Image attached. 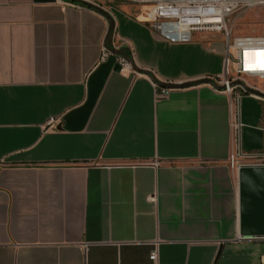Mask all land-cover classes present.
I'll return each instance as SVG.
<instances>
[{"label":"crops","instance_id":"obj_1","mask_svg":"<svg viewBox=\"0 0 264 264\" xmlns=\"http://www.w3.org/2000/svg\"><path fill=\"white\" fill-rule=\"evenodd\" d=\"M131 10L116 20L137 66L161 81L222 72L221 41H164ZM109 24L0 0V264H263L264 239L239 238L230 96L202 82L158 98L102 58Z\"/></svg>","mask_w":264,"mask_h":264},{"label":"built area","instance_id":"obj_2","mask_svg":"<svg viewBox=\"0 0 264 264\" xmlns=\"http://www.w3.org/2000/svg\"><path fill=\"white\" fill-rule=\"evenodd\" d=\"M63 5L87 8L80 3L59 0ZM100 7L110 20L113 28L109 31L102 49V58L113 52L111 49L124 50L129 40L120 36L116 20V8L120 4L132 7L130 15L138 22L145 24L162 40L170 43H189L195 34H200L207 42L211 36L222 37L223 69L222 72L205 77L211 78L219 89L230 96L233 106L232 137L234 150L230 156V166L238 170L243 166H264V146L259 150H246L243 147V123L241 120V104L245 96L258 100L264 107V89L260 83L264 82V34L236 35L233 32L232 19L251 9L264 6V0H84ZM123 72L145 75L137 72L130 61L117 55ZM150 80L158 89V98H166L173 90L159 86L157 72L151 68ZM167 82H176L165 80ZM260 91L263 95L254 91ZM50 119V124L54 123ZM155 249L150 258L157 260ZM264 264V253L261 256Z\"/></svg>","mask_w":264,"mask_h":264},{"label":"water","instance_id":"obj_3","mask_svg":"<svg viewBox=\"0 0 264 264\" xmlns=\"http://www.w3.org/2000/svg\"><path fill=\"white\" fill-rule=\"evenodd\" d=\"M80 3L87 8L106 14L100 7L84 0H65ZM113 28V20L109 31ZM109 32L107 33L108 36ZM116 55L126 57L132 67L139 73L152 76L149 70L137 66L132 57L124 50L111 49ZM161 87L180 89L202 82L211 84L217 89H223L211 78L204 77L196 80L167 82L155 80ZM263 95L260 91H254ZM241 120L243 123V147L246 150H259L264 146V107L253 97L245 96L241 104ZM239 182V238L264 239V166H243L238 170Z\"/></svg>","mask_w":264,"mask_h":264},{"label":"rangeland","instance_id":"obj_4","mask_svg":"<svg viewBox=\"0 0 264 264\" xmlns=\"http://www.w3.org/2000/svg\"><path fill=\"white\" fill-rule=\"evenodd\" d=\"M232 22L233 32L236 35H262L264 34V6L251 9L240 15H235ZM211 39L223 43L220 35L215 37L211 36ZM259 85L264 89V82H261Z\"/></svg>","mask_w":264,"mask_h":264}]
</instances>
